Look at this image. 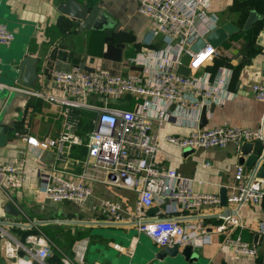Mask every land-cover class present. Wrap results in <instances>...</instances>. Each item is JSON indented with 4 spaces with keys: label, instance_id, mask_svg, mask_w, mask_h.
<instances>
[{
    "label": "crops",
    "instance_id": "0c3cea01",
    "mask_svg": "<svg viewBox=\"0 0 264 264\" xmlns=\"http://www.w3.org/2000/svg\"><path fill=\"white\" fill-rule=\"evenodd\" d=\"M66 0H0V22L14 32V40L8 45H0V84L16 86L44 95L58 96L59 90L52 82V72L58 69H68L81 66L87 71L106 70L113 74L125 75L130 72H140L142 64L140 53L146 49L160 51L163 41L156 37L149 39L150 21L138 12L135 0H99V7L107 16V28L90 30L78 29V24L72 17L57 10V6ZM91 6L92 0H77ZM212 8L219 16V23L232 21L243 28L251 10L259 15L258 19L246 30L234 34L218 47L219 55L209 60L203 70L214 74L220 66L233 68V76L229 89L233 92L231 99L222 104L210 105L206 112V122L202 129L213 128L228 123L233 127L257 129L261 124L264 103L253 95V83H264L261 73V62L264 57V0H212ZM245 16V17H244ZM119 23L116 32L111 35L106 29H113ZM150 41V42H149ZM248 43L247 59H241V52ZM31 54L37 58V79L32 86L23 87L16 84L18 55ZM135 58L138 65L132 61ZM9 90V89H8ZM11 91V90H9ZM130 96V95H127ZM89 101L95 98L88 97ZM139 98L130 96L125 103L120 98L109 99V105L132 109ZM116 101V103H114ZM3 100L0 98V109ZM210 109V110H209ZM61 106L55 102L44 101L31 96L23 120L14 123L13 131L9 132L4 146H0V164L22 163L20 174L24 182L19 188H4L0 190V221L8 235L15 238L26 248L36 249L27 241L29 235L57 230L75 235L74 240L64 242L56 237L54 241L59 247V258L54 255V248L47 258L48 264H62V252L72 255L73 244L83 239L88 240V248L84 264H151L148 247L156 244L136 227H127L124 223L133 211L137 194L123 187H117L103 182L105 174L101 169H89V174L97 177L91 181V195L84 204L72 202L54 203L47 199L39 190L44 173H55L64 169L69 176L79 179L76 175L84 171L83 160L86 158L85 146L76 145L72 148L66 163L55 161V151L47 148L40 158L37 157L26 140L14 134L20 131L32 136L38 141L46 137L54 138L61 130ZM192 130L191 127L178 124L177 118L169 116L166 121L154 122L153 133L164 135H183ZM85 135V134H84ZM83 135V136H84ZM264 145V143H263ZM241 146V145H240ZM240 147L232 144L224 148L181 149L165 141L159 142L154 155L157 166L175 169L183 176L194 180V187L200 191L219 195L221 187H225L227 197L229 186L234 183L233 173L236 165H242L247 172L252 168L239 163ZM264 156V148L261 156ZM264 165V161L261 162ZM262 178V177H261ZM264 182V178H262ZM198 181L201 184H198ZM118 203L123 219L116 221L121 226L87 225L82 223L51 222L49 220H72L105 222L106 217L101 211L103 201ZM7 203H12L18 214H9L4 210ZM163 212V206L154 202L146 210L147 216L154 211ZM227 204H205L189 209H180L177 213L183 225H193L199 238L192 240L194 251L199 255L193 264H264V198L256 204L243 205L240 215L243 227H237L229 233L231 237L239 236L242 240L254 244L257 249L255 256L235 254L229 245L224 243L228 232L212 231L221 220L217 217L224 213ZM34 220L49 221L34 225ZM123 223V224H122ZM19 224V225H16ZM33 224L31 227L21 225ZM62 231V232H61ZM119 231V233H117ZM134 231V232H133ZM209 235L208 239L203 234ZM115 236L116 239H108ZM261 238L254 241V235ZM204 239V240H203ZM118 243L132 254L120 253L113 249ZM4 240L0 244V264L5 262ZM21 247L19 255H24Z\"/></svg>",
    "mask_w": 264,
    "mask_h": 264
},
{
    "label": "built area",
    "instance_id": "2783aa9c",
    "mask_svg": "<svg viewBox=\"0 0 264 264\" xmlns=\"http://www.w3.org/2000/svg\"><path fill=\"white\" fill-rule=\"evenodd\" d=\"M137 10L150 21L149 39L159 37L164 45L160 51L146 49L140 54L142 70L125 75L113 74L106 70L92 72L81 66L58 69L52 72V82L60 94L44 95L16 86L0 84V89L22 91L44 101L61 106V130L54 138L46 137L38 141L32 136L14 131L26 140L29 147L40 158L43 151L52 148L55 161L66 163L71 150L76 145L85 146L86 158L82 164L84 171L69 176L64 170H56L43 175L41 193L54 203H85L91 195V181L97 177L89 174V169H101L105 183L130 189L137 194L133 211L127 221L135 223L137 231L149 237L157 246L183 247L198 239L199 233L193 225H183L177 214L180 209H189L202 203L217 204L219 195L195 189L194 180L183 176L175 169L157 166L154 155L159 142L165 141L181 149L224 148L229 144L240 147L243 142L261 140L264 143V111L257 129L238 128L223 123L220 126L202 129L199 127L200 112L203 106L222 104L233 97L229 85L233 68L220 66L214 74L201 70L211 58L219 55L218 47L209 43L195 52L190 46L199 38L215 29L219 16L212 8V0H135ZM14 32L0 22V45H8L14 40ZM150 42V41H149ZM187 53L190 61L188 75L177 72L181 56ZM138 65L135 58L132 59ZM255 98L264 103V83L251 86ZM130 95L136 104L132 109L113 107L109 99ZM95 101H89L88 97ZM80 111L94 114L92 128L85 135L78 134ZM169 116L177 118L178 124L191 127L183 135L159 136L152 131L154 122H163ZM22 163L0 164V190L19 188L24 182L20 174ZM257 168L249 172L242 165H236L234 183L229 186L226 197V213H219L221 220L212 231L228 232L224 243L238 255L255 256L256 246L229 235L237 227H243L240 210L243 205L259 203L264 198V182L256 175ZM198 184H201L198 181ZM157 202L163 212L147 216L146 210ZM101 211L106 221L123 219L118 203L103 201ZM203 234L204 232L201 231ZM204 239L209 235L203 234ZM203 239V240H204ZM4 240L3 264H48L54 244L42 233L29 235L27 241L36 249L26 248L8 235L0 221V244ZM24 248L25 254L19 255ZM88 240L73 244L72 255L61 251L62 264H84ZM113 248L120 253L132 254L119 244Z\"/></svg>",
    "mask_w": 264,
    "mask_h": 264
},
{
    "label": "water",
    "instance_id": "95a60500",
    "mask_svg": "<svg viewBox=\"0 0 264 264\" xmlns=\"http://www.w3.org/2000/svg\"><path fill=\"white\" fill-rule=\"evenodd\" d=\"M94 3L89 6L85 3H80L77 0H66L57 6V10L65 15L72 17L75 23L78 24L79 31L90 30L96 28H107V23L109 22L107 16L104 15L103 11L99 7V0H92ZM259 15L255 10H251L243 28L234 24L232 21H225L218 25L215 29L209 31L205 35V39H197L191 46L192 51H199L203 46L209 43L211 46L217 48L222 46V44L227 41L234 34L240 32L241 30H246L259 18ZM119 27V23L115 25L113 29H106L105 33L111 35L116 32ZM248 43L245 45L244 49L240 53L241 59H247L248 54ZM16 65L18 68V77L16 79V84H20L23 87L32 86V84L37 79V69L36 62L37 58L31 54L18 55L16 58ZM190 61V56L184 53L180 58V64L177 67V72L183 75L189 74V69L187 67ZM261 73L264 75V57L261 62ZM0 98L3 100L2 107L0 109V146H4L9 132L13 131L14 123L21 122L23 120L26 106L31 99V95L22 91H16L8 89H0ZM207 107L203 106L200 112V125L206 122V112ZM210 110V109H209ZM264 145L261 140H255L252 142H243L239 148L240 156L239 163H244L250 168H257L256 175L258 177L264 178V165L261 164L264 161V156H261ZM186 151H189L186 150ZM226 188L221 187L219 191L220 203H226ZM4 210L13 215H17L18 211L12 203H7ZM156 210V209H155ZM157 211V210H156ZM154 211V212H156ZM226 213V212H225ZM51 222H68V223H82L87 225H106V226H121L120 223L103 221V222H92V221H72V220H49ZM34 220L33 224H42L44 222ZM33 224L21 225L24 227H31ZM123 224V223H122ZM127 227H136L135 223H124ZM19 225V224H16ZM104 234V233H103ZM108 239H116L115 236H106ZM261 238L260 234L254 235V241ZM118 244V243H114ZM193 244L189 243L183 247L173 246V247H160V246H149L148 255H150L151 264H193L199 259V255L194 251ZM37 248V247H36ZM114 249V248H113ZM32 264H37L36 261H32Z\"/></svg>",
    "mask_w": 264,
    "mask_h": 264
},
{
    "label": "trees",
    "instance_id": "16d2710c",
    "mask_svg": "<svg viewBox=\"0 0 264 264\" xmlns=\"http://www.w3.org/2000/svg\"><path fill=\"white\" fill-rule=\"evenodd\" d=\"M234 36H236V35H234ZM129 98H130V96H127V95H124L121 97V99L123 100L124 103L126 101H128ZM80 113H81V115L79 118V128H78L77 132L80 135H84L86 132H88L92 128L91 118L94 116V114L91 112H87V111H80ZM75 238L76 237H70L69 239L75 241Z\"/></svg>",
    "mask_w": 264,
    "mask_h": 264
},
{
    "label": "rangeland",
    "instance_id": "374dc122",
    "mask_svg": "<svg viewBox=\"0 0 264 264\" xmlns=\"http://www.w3.org/2000/svg\"><path fill=\"white\" fill-rule=\"evenodd\" d=\"M221 47H223V44H222V46H220V48ZM114 103H116V101H114ZM62 232V231H61ZM134 232V231H133ZM117 233H119V231H117ZM62 234V236H59V234H57V230H52V231H47V234L46 233H44V235L54 244V246L58 249L59 247L56 245V242L54 241V239H56V237H60L61 238V240L62 241H64L65 243L66 242H68L70 239V237H72V236H75V235H70V233H64V232H62L61 233ZM56 248H54V250H53V252H54V255L56 256V257H58L59 258V254H60V252L56 249ZM62 251V250H61ZM59 253V254H58ZM66 254V253H65ZM68 255V254H67ZM60 257H61V255H60Z\"/></svg>",
    "mask_w": 264,
    "mask_h": 264
}]
</instances>
